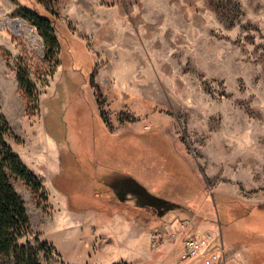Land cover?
<instances>
[{
    "label": "rangeland",
    "instance_id": "1",
    "mask_svg": "<svg viewBox=\"0 0 264 264\" xmlns=\"http://www.w3.org/2000/svg\"><path fill=\"white\" fill-rule=\"evenodd\" d=\"M44 3L59 49L21 15L42 12L36 0H0L4 140L40 184L14 181L27 239L49 246L42 264H204L221 245L227 264H251L249 238L264 245V0ZM118 168L171 209L95 211L92 178ZM188 236L208 244L197 257L180 255Z\"/></svg>",
    "mask_w": 264,
    "mask_h": 264
},
{
    "label": "trees",
    "instance_id": "2",
    "mask_svg": "<svg viewBox=\"0 0 264 264\" xmlns=\"http://www.w3.org/2000/svg\"><path fill=\"white\" fill-rule=\"evenodd\" d=\"M36 2L43 7L42 12L37 8L24 7L21 15L34 25L44 38L48 49H59L61 39L57 33V14L44 3V0H36ZM16 79L27 106L32 108V104L36 101L34 84L22 70L17 71ZM9 133L10 126L4 115L0 113V264H42L40 252L49 253V246L46 243L33 246L27 239L30 235L29 216L22 197L14 187V181L17 178L23 180L34 194L40 190V184L5 142L4 136ZM100 168L102 169L97 172L106 170L105 167ZM99 177L102 182L92 178L90 185L94 190L95 198V206L92 208L107 217L113 215V212L106 207L108 205L114 206L119 212L130 208L163 214L171 209L172 204L168 200L153 194L141 179L129 171L118 168ZM70 208L77 211L84 210L74 207L73 204H70ZM249 242L252 244L247 246L248 261L251 264H259L257 262L260 258L256 255L257 252L253 251L257 248L256 251L264 252V245L262 241H252L250 238ZM261 262H264V258L260 259Z\"/></svg>",
    "mask_w": 264,
    "mask_h": 264
},
{
    "label": "built area",
    "instance_id": "3",
    "mask_svg": "<svg viewBox=\"0 0 264 264\" xmlns=\"http://www.w3.org/2000/svg\"><path fill=\"white\" fill-rule=\"evenodd\" d=\"M182 244L180 255L184 256V258H194L199 256L201 247L203 245H208L205 243L204 239H198L192 236L183 239ZM204 264H227L224 246L221 245L218 251H210L204 259Z\"/></svg>",
    "mask_w": 264,
    "mask_h": 264
},
{
    "label": "bare ground",
    "instance_id": "4",
    "mask_svg": "<svg viewBox=\"0 0 264 264\" xmlns=\"http://www.w3.org/2000/svg\"><path fill=\"white\" fill-rule=\"evenodd\" d=\"M7 23H9L13 28H15L17 30H23L22 29L23 23L20 20H10L9 19V20H7ZM28 30L30 31L29 28H28Z\"/></svg>",
    "mask_w": 264,
    "mask_h": 264
},
{
    "label": "crops",
    "instance_id": "5",
    "mask_svg": "<svg viewBox=\"0 0 264 264\" xmlns=\"http://www.w3.org/2000/svg\"><path fill=\"white\" fill-rule=\"evenodd\" d=\"M195 264H199V263L196 262Z\"/></svg>",
    "mask_w": 264,
    "mask_h": 264
}]
</instances>
